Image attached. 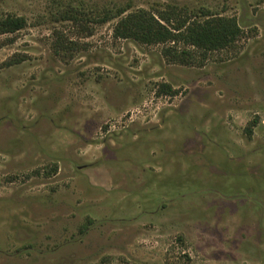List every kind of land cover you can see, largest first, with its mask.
Segmentation results:
<instances>
[{
    "label": "rangeland",
    "instance_id": "rangeland-1",
    "mask_svg": "<svg viewBox=\"0 0 264 264\" xmlns=\"http://www.w3.org/2000/svg\"><path fill=\"white\" fill-rule=\"evenodd\" d=\"M166 6L242 35L179 65L99 22ZM8 16L26 26L0 35V264H264L262 0H0Z\"/></svg>",
    "mask_w": 264,
    "mask_h": 264
},
{
    "label": "trees",
    "instance_id": "trees-1",
    "mask_svg": "<svg viewBox=\"0 0 264 264\" xmlns=\"http://www.w3.org/2000/svg\"><path fill=\"white\" fill-rule=\"evenodd\" d=\"M262 2L264 3V0ZM126 10L127 7L118 8L115 12L108 10L99 22L105 23L119 18L113 29V37L116 39L133 40L142 45H170L162 50V54L167 62L172 64H194L197 59H205L209 52L234 46L242 35L234 18L202 14L204 19L199 20L193 13L176 6H166L155 15L139 11L123 16ZM25 26L26 22L23 18L8 16L0 19V35L14 34ZM178 45L183 48L179 49ZM21 61L11 58L7 64ZM175 94L176 91L167 84H161L156 92L157 96ZM252 124L250 123L246 129L248 135L251 134Z\"/></svg>",
    "mask_w": 264,
    "mask_h": 264
}]
</instances>
